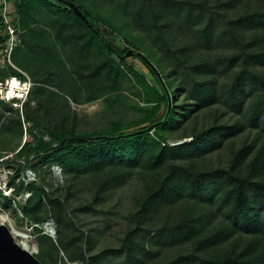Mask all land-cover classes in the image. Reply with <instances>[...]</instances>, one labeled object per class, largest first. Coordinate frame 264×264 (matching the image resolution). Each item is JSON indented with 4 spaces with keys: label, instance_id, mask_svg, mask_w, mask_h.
Returning <instances> with one entry per match:
<instances>
[{
    "label": "trees",
    "instance_id": "16d2710c",
    "mask_svg": "<svg viewBox=\"0 0 264 264\" xmlns=\"http://www.w3.org/2000/svg\"><path fill=\"white\" fill-rule=\"evenodd\" d=\"M87 1L16 0L23 41L12 62L34 84L24 106L33 141L19 146L22 116L0 101V151L57 164L66 190L25 186L24 164L4 160L15 170V196L26 188L31 197L22 206L0 192V207L16 203L37 226L42 264H58L62 252L68 264H264V0ZM13 75L26 79L0 69V79ZM131 97L139 101L129 104ZM69 101L134 116L79 133ZM132 179L119 244L89 256L95 236L75 212L94 210ZM82 181L92 200L69 212ZM50 220L61 250L43 234Z\"/></svg>",
    "mask_w": 264,
    "mask_h": 264
},
{
    "label": "rangeland",
    "instance_id": "374dc122",
    "mask_svg": "<svg viewBox=\"0 0 264 264\" xmlns=\"http://www.w3.org/2000/svg\"><path fill=\"white\" fill-rule=\"evenodd\" d=\"M81 1V0H79ZM89 5H95V0L87 1ZM99 2H108L107 0H97ZM53 3H57L53 1ZM85 3V2H84ZM83 3V4H84ZM109 3V2H108ZM86 5V4H85ZM112 7V6H110ZM93 8V7H92ZM109 9V8H108ZM101 11V8H99ZM108 17L110 21L114 24L115 21H118V17L112 11L108 12ZM112 19V20H111ZM129 63L133 65L139 72L144 74L152 83H154V79L151 76L150 72L145 68V66L138 60L133 57H129ZM56 86V85H55ZM131 90L134 91V85H131ZM60 87V86H59ZM56 86L52 88L57 93L61 94L60 88ZM63 96V95H62ZM65 96V95H64ZM130 103L138 102L139 100L131 97ZM73 110H75L79 117V126L78 132L85 133L96 130L105 129L110 126V122L114 119L119 120H127L134 116V111L128 110L127 108L119 107L116 110H107L101 102H97L91 105H82L76 106L71 101H69ZM143 105V104H142ZM34 106V105H33ZM31 125V124H30ZM32 126V125H31ZM25 131V130H24ZM39 134V132H36ZM49 138L46 137V140ZM33 137L28 135V142H32ZM19 143V146L22 147L24 144V136ZM27 143V142H26ZM20 149V148H19ZM16 153H9L0 151V155H4L9 158V162H17L24 164V177H25V186L30 185L32 183H45L48 184V188L51 192H57V190H61L64 193L63 189H65V178L64 172L61 168L55 164H45L41 161H30L29 163L24 162V160H17ZM6 157V158H7ZM4 159L5 161L8 159ZM7 173H11L10 178H7ZM15 170L12 167H8L6 163H0V178L3 183V187L5 188L8 185L10 188L13 183L12 178H14ZM16 185H19V181L15 180ZM23 181V179H22ZM90 182L82 181L80 185L76 186L77 194L71 201L69 212L74 213L75 209L80 205H86L89 201L92 200L93 193L91 192ZM135 184L136 180L132 179L130 182L122 186L120 189L116 190L107 201L100 205H96L94 210L91 211H77L75 212V220L78 226H80L82 231L90 232L95 237V245L94 247L88 249V255L100 254L104 249L108 247H116L119 244L118 237L122 235L126 225H127V217L133 208V195L135 192ZM4 194V191H1ZM15 193V192H14ZM13 193V195H15ZM31 197L30 191L26 188L17 195L18 202L23 206L25 205L29 198ZM7 216L10 219V222L13 225L14 230H17L27 236H29V240L27 245L30 248L31 252L40 253V248L37 242V237L34 233V225L29 224L27 221L23 219L22 209L15 204L10 209H3L0 207V223L2 222V217ZM52 221V220H50ZM42 228V227H41ZM43 230V229H42ZM62 241L66 242L69 238V229H63ZM44 234V232H43ZM19 244H23L22 239H16ZM57 237L55 242L57 244ZM37 248V251H34V248ZM59 250H61L59 243L57 244ZM45 258L49 263H52L56 254L51 251V249L46 246ZM61 259H59L58 264H68L67 259L64 256V253H60ZM82 264V263H79Z\"/></svg>",
    "mask_w": 264,
    "mask_h": 264
},
{
    "label": "built area",
    "instance_id": "2783aa9c",
    "mask_svg": "<svg viewBox=\"0 0 264 264\" xmlns=\"http://www.w3.org/2000/svg\"><path fill=\"white\" fill-rule=\"evenodd\" d=\"M1 1L3 3L1 25L3 27V38L5 41L0 51V69L11 67L14 70L18 71L21 75H24L26 79L23 80L16 75L10 76L5 79H0V101L10 105L12 108L20 112L22 120L24 122V144H26V142H28L27 131L31 127V125L30 123L25 122L24 106L29 100L34 84L32 83L31 79L24 72L19 70L12 62L13 52L21 44L20 30L16 27L15 22L12 18L9 0ZM9 158L10 157H7L6 159ZM4 159H1L0 163H2ZM10 175L12 174L7 173V178H10ZM22 179L26 182L24 175ZM17 181L20 182V180ZM1 191H4L3 195L5 197L13 200L16 199V201H18V199L16 198L17 196L13 195L14 188H8L7 185L5 188L1 187L0 192ZM14 204L17 206L16 203Z\"/></svg>",
    "mask_w": 264,
    "mask_h": 264
},
{
    "label": "water",
    "instance_id": "95a60500",
    "mask_svg": "<svg viewBox=\"0 0 264 264\" xmlns=\"http://www.w3.org/2000/svg\"><path fill=\"white\" fill-rule=\"evenodd\" d=\"M74 10L76 14L82 17V14L79 13L77 9ZM180 142L181 141H173L170 142V144L176 145ZM1 219L2 222L0 223V264H42V262L36 257L38 252H31L25 246L17 242L16 237L14 235V228L12 223L10 222V219L7 218L6 221L3 220V217ZM42 229L44 234L50 236L53 240L56 239L57 228L53 221H48L44 223L42 225Z\"/></svg>",
    "mask_w": 264,
    "mask_h": 264
},
{
    "label": "crops",
    "instance_id": "0c3cea01",
    "mask_svg": "<svg viewBox=\"0 0 264 264\" xmlns=\"http://www.w3.org/2000/svg\"><path fill=\"white\" fill-rule=\"evenodd\" d=\"M9 4H10V10L12 13V18H13L15 24L17 25L18 15H17V10H16V0H9ZM2 11H3V3L0 0V36L1 37H3V27L1 25ZM17 27H18V25H17ZM21 34H23V33L20 32V39H22ZM22 41H23V39L21 40V44H22ZM2 47H3V43H1V41H0V51H1Z\"/></svg>",
    "mask_w": 264,
    "mask_h": 264
},
{
    "label": "bare ground",
    "instance_id": "6f19581e",
    "mask_svg": "<svg viewBox=\"0 0 264 264\" xmlns=\"http://www.w3.org/2000/svg\"><path fill=\"white\" fill-rule=\"evenodd\" d=\"M1 187H3V183H2V180L0 178V189H1ZM3 220L6 221L7 220V216H4L3 217ZM48 229H50V228H48ZM14 235H15L16 239L17 238L18 239L19 238L22 239L24 241L22 245L25 246L30 251V248L27 245V242H28V240H29L30 237L27 236V235H25V234H23V233H21V232H19V231H17V230H14ZM34 251H37V248L36 247L34 248Z\"/></svg>",
    "mask_w": 264,
    "mask_h": 264
}]
</instances>
